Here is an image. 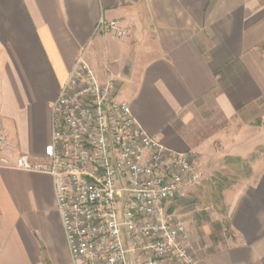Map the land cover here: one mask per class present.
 Segmentation results:
<instances>
[{"label":"crops","instance_id":"1","mask_svg":"<svg viewBox=\"0 0 264 264\" xmlns=\"http://www.w3.org/2000/svg\"><path fill=\"white\" fill-rule=\"evenodd\" d=\"M100 18L127 35L96 32ZM263 44L264 0H0V131L13 155L40 158L51 104L84 54L166 148L212 166L246 158L264 145ZM260 163L232 207L236 244L199 264H264ZM0 264H73L51 176L0 167Z\"/></svg>","mask_w":264,"mask_h":264},{"label":"built area","instance_id":"2","mask_svg":"<svg viewBox=\"0 0 264 264\" xmlns=\"http://www.w3.org/2000/svg\"><path fill=\"white\" fill-rule=\"evenodd\" d=\"M95 31L124 38L118 20ZM51 133L40 158L13 155L0 131V167L52 177L73 264H199L188 231L166 210L198 182V154L175 152L149 135L116 81L101 84L82 55L50 108Z\"/></svg>","mask_w":264,"mask_h":264},{"label":"rangeland","instance_id":"3","mask_svg":"<svg viewBox=\"0 0 264 264\" xmlns=\"http://www.w3.org/2000/svg\"><path fill=\"white\" fill-rule=\"evenodd\" d=\"M262 112V118L254 123L264 126ZM263 159L264 145L246 158L227 156L214 166L210 162L202 163L199 157L198 182L175 196L166 207L185 225L191 251L196 258L236 244L232 207L245 189V183H251L252 179L255 181L256 167L260 163L257 160H261L260 166H263Z\"/></svg>","mask_w":264,"mask_h":264},{"label":"trees","instance_id":"4","mask_svg":"<svg viewBox=\"0 0 264 264\" xmlns=\"http://www.w3.org/2000/svg\"><path fill=\"white\" fill-rule=\"evenodd\" d=\"M262 48L264 49V44L262 45Z\"/></svg>","mask_w":264,"mask_h":264}]
</instances>
